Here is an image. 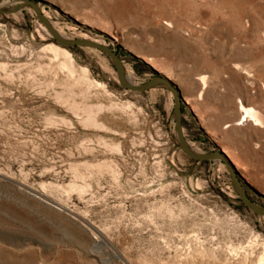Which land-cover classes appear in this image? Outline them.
<instances>
[{
	"label": "rangeland",
	"instance_id": "obj_1",
	"mask_svg": "<svg viewBox=\"0 0 264 264\" xmlns=\"http://www.w3.org/2000/svg\"><path fill=\"white\" fill-rule=\"evenodd\" d=\"M34 1L67 40L113 49L131 84L168 76L187 144L226 148L264 208V125L236 123L240 103L264 116V0ZM11 2L0 12V264H264V216L220 159L180 148L171 91L123 88L111 57L59 44L32 6ZM49 43L100 86L49 73Z\"/></svg>",
	"mask_w": 264,
	"mask_h": 264
},
{
	"label": "water",
	"instance_id": "obj_2",
	"mask_svg": "<svg viewBox=\"0 0 264 264\" xmlns=\"http://www.w3.org/2000/svg\"><path fill=\"white\" fill-rule=\"evenodd\" d=\"M1 1V0H0ZM25 3L29 4L33 7L37 18L43 25L47 28L48 32L50 33L51 37L58 42L59 44L63 46H71V45H86L93 48H97L100 51L107 54L109 57L112 58L115 70L117 73V79L120 83V85L128 90L132 91H145L149 89L151 86H153L156 82L163 83L172 93L173 99H174V128L176 132V137L179 143L180 148L183 150V152L190 158L195 160H201V161H207L211 159H220L222 163L224 164L229 177H230V184L233 189V191L237 194L239 199L242 201V203L250 209L252 212L258 215L264 216V208L257 206L255 203L251 201V199L246 195L243 186H247L253 191H255L250 185H248L247 182L243 181L242 177L236 170L233 163L230 161V159L225 155V153L220 149L216 148L214 151L207 153V154H198L190 151L187 147V142L183 133V125H182V106L184 104V100L180 94V91L178 87L166 76L162 74L156 73L155 76L148 79L146 82H143L141 84H129L124 82L122 78V63L117 55V53L111 49L110 47L100 44L95 41L87 40V39H72L69 41L62 40L53 30V28L48 24L43 15L40 12V8L38 7L37 3L34 0H22ZM256 192V191H255Z\"/></svg>",
	"mask_w": 264,
	"mask_h": 264
},
{
	"label": "bare ground",
	"instance_id": "obj_3",
	"mask_svg": "<svg viewBox=\"0 0 264 264\" xmlns=\"http://www.w3.org/2000/svg\"><path fill=\"white\" fill-rule=\"evenodd\" d=\"M24 5L27 6V7H30L28 4H24ZM14 8L15 7L12 6L11 0H1L0 1V12H8L10 10L12 11ZM44 19H45V21L48 24H50V26L53 28L54 32L62 40L69 41L61 33L62 31L56 29L54 27V25H52L49 22V20L46 18V16H44ZM94 41L95 42H98L97 40H94ZM41 50L42 51H46V52L50 53V55H51L50 62L52 63L53 66L52 65L49 66L50 67L49 68L50 71H48V72L49 73L50 72L51 73L53 72V74L55 76L58 75L59 73L62 74L63 75V78H64V81H65L64 83H66L67 85H70L68 83L77 84V82H79V83L80 82L81 83L83 82V84H84V86L86 87L87 90L90 88V86H92V84L99 85L100 86V83L99 82H97L95 80H90L88 78V76H87V69L86 68H82L81 67V68L77 69L75 67V65L73 63L72 55H71V53L66 48H63V47H61V46H59L57 44H54V43H49V44L45 45L44 47H42ZM143 59L146 60V58H144V57H143ZM46 69H48V68H46ZM131 77H132V73L130 71L125 70V69L122 68V78H123L124 82L129 83V84L133 83ZM155 84H162V83L161 82H156ZM239 110L241 111V115H240L239 119L237 120V123H240L243 120H250L254 125H258V126H263L264 125V118H263L264 116L262 117V115L260 114L261 112H259L256 108L251 107V106H244V105H242L240 103L239 104ZM187 147H188V149L190 151H192L194 153L197 152V151H194L188 144H187ZM223 152L225 153L226 156H228V158L230 159V161H232L234 163L235 167L238 169L239 166H240L239 162L230 154V152L228 150H226V148H223Z\"/></svg>",
	"mask_w": 264,
	"mask_h": 264
},
{
	"label": "crops",
	"instance_id": "obj_4",
	"mask_svg": "<svg viewBox=\"0 0 264 264\" xmlns=\"http://www.w3.org/2000/svg\"><path fill=\"white\" fill-rule=\"evenodd\" d=\"M236 123H237V121H236ZM238 124V123H237ZM227 150V149H226ZM222 151H223V148H222ZM231 154V153H230ZM233 156V155H232Z\"/></svg>",
	"mask_w": 264,
	"mask_h": 264
},
{
	"label": "trees",
	"instance_id": "obj_5",
	"mask_svg": "<svg viewBox=\"0 0 264 264\" xmlns=\"http://www.w3.org/2000/svg\"><path fill=\"white\" fill-rule=\"evenodd\" d=\"M154 73H156V72H154Z\"/></svg>",
	"mask_w": 264,
	"mask_h": 264
}]
</instances>
